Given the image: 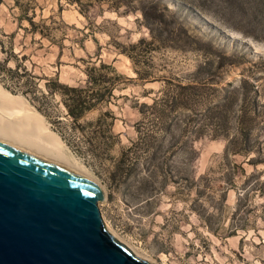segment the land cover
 I'll return each mask as SVG.
<instances>
[{
	"label": "rangeland",
	"instance_id": "1",
	"mask_svg": "<svg viewBox=\"0 0 264 264\" xmlns=\"http://www.w3.org/2000/svg\"><path fill=\"white\" fill-rule=\"evenodd\" d=\"M83 1L19 0L50 27L43 38L25 30L15 0H3L0 41L38 76L75 84L86 61L101 58L129 78L109 107L119 136L111 147L81 140L76 151L63 143L70 162L104 190L99 207L110 228L154 264H264V196L254 187L264 182V0H136L185 26L189 39L175 38L174 24L166 45L136 21L140 12L120 17ZM6 52L0 48V59ZM189 86L196 91L188 106L173 108ZM236 90L222 126L221 105ZM242 109L253 150L226 156Z\"/></svg>",
	"mask_w": 264,
	"mask_h": 264
},
{
	"label": "water",
	"instance_id": "2",
	"mask_svg": "<svg viewBox=\"0 0 264 264\" xmlns=\"http://www.w3.org/2000/svg\"><path fill=\"white\" fill-rule=\"evenodd\" d=\"M105 198L85 176L0 141V264H154L110 232Z\"/></svg>",
	"mask_w": 264,
	"mask_h": 264
},
{
	"label": "trees",
	"instance_id": "3",
	"mask_svg": "<svg viewBox=\"0 0 264 264\" xmlns=\"http://www.w3.org/2000/svg\"><path fill=\"white\" fill-rule=\"evenodd\" d=\"M15 2L23 10L20 19L26 20L30 25L25 30L34 35L40 34L43 38L49 37L47 32L50 27L46 25V21H35L36 14L34 11L32 16H28L27 9L23 8L19 0H15ZM68 2L84 6L83 0H68ZM2 3L3 0H0V6ZM95 3L100 6L107 4L108 10L120 17L140 12L141 18L136 19V21L146 26L152 40L154 42L159 41L163 45L167 44L168 41L164 38V34L171 33L169 29L175 24V21L172 20L171 23L166 21L157 4L144 1L137 2L136 0H88L85 6L88 9ZM100 12H104V10L100 9ZM82 13L86 14V11H82ZM173 18H176L175 14H173ZM175 25V38L186 37L189 39L185 26L180 23ZM9 38L12 39V36ZM145 42V39H141L138 43L130 45L129 48L131 50L138 49ZM3 44L0 41L1 51L5 53ZM123 52L133 59L130 52ZM26 59L25 55L19 59L11 53V50L6 52L5 58L0 59V84L5 88L0 92L23 95L39 113L52 123L54 131L59 134L64 145L69 149L79 150L81 140L87 141L89 144L99 142L111 147L119 139V136L113 133L116 117L109 107L114 100L122 97L117 93L126 89L130 80L120 73L113 64L106 63L101 58H97L96 61H86L87 64L83 70L84 78L75 84H68L61 82L58 75L54 77L36 75L33 70L25 65ZM11 62L14 63L13 66H11ZM182 89L187 90L188 93H177L171 100L173 108L180 105L188 106L189 100L196 91L194 86ZM237 92V90L234 92L235 97L231 100L226 99L221 105L219 119L222 126L227 122L225 109L232 107L234 99L237 98ZM165 100L167 103L169 102L167 97ZM157 105L158 102L151 106V109L156 108ZM55 109H57L56 112H54ZM247 121V115L242 109L238 131L234 137L227 139L226 156L246 155L253 150L250 132L242 128V124L248 125ZM251 161L252 159H250ZM254 187L258 189L259 194L264 196V182H257ZM245 196H247V190L240 195V201H243ZM223 201H226L225 195Z\"/></svg>",
	"mask_w": 264,
	"mask_h": 264
},
{
	"label": "bare ground",
	"instance_id": "4",
	"mask_svg": "<svg viewBox=\"0 0 264 264\" xmlns=\"http://www.w3.org/2000/svg\"><path fill=\"white\" fill-rule=\"evenodd\" d=\"M11 94L0 92V141L49 159L90 179L70 162L63 151V142L55 136L42 115L30 106L26 98H24L25 102ZM97 185L101 188L99 184ZM102 191L104 190L102 189ZM102 217L108 225L103 215ZM108 229L136 255L143 257L136 248L116 234L109 225Z\"/></svg>",
	"mask_w": 264,
	"mask_h": 264
}]
</instances>
